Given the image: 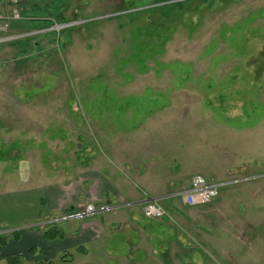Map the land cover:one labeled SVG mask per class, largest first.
<instances>
[{
	"label": "rangeland",
	"instance_id": "rangeland-1",
	"mask_svg": "<svg viewBox=\"0 0 264 264\" xmlns=\"http://www.w3.org/2000/svg\"><path fill=\"white\" fill-rule=\"evenodd\" d=\"M14 8L11 32L24 35L0 46V179L172 151L229 181L210 211L240 212L237 243L259 247L250 264H264V0H0V13ZM240 177L257 178L231 184ZM172 182L151 181L159 194L140 200ZM104 256L72 264L123 263Z\"/></svg>",
	"mask_w": 264,
	"mask_h": 264
},
{
	"label": "crops",
	"instance_id": "crops-1",
	"mask_svg": "<svg viewBox=\"0 0 264 264\" xmlns=\"http://www.w3.org/2000/svg\"><path fill=\"white\" fill-rule=\"evenodd\" d=\"M172 154V151H110L111 162L103 158L88 162L86 158L83 170L75 173L63 170L58 179L2 172L6 177L0 179V231L35 226L45 215L78 209L82 204L135 203L142 197L143 189L159 194L151 181L163 185L168 180L176 188L164 194L169 197L164 205L172 209L168 210L177 223L166 218L147 219L137 207L66 221L57 226L64 234L56 239H48L45 231L35 226L2 236L5 243L0 244V264H7L6 258L12 253L23 254L28 263L42 264H72L77 256L83 262H94L93 256L101 254L122 264H250V257L262 258L259 247L237 243L238 233L243 235L246 231V227L236 228L245 219L240 212L210 211L220 206L221 193L211 203L196 207L187 206L180 197L173 196L188 189L191 178L203 170L188 169L187 161L176 156L166 158ZM122 156L128 160L122 162ZM227 165L230 168L231 162ZM177 180L184 189H178ZM32 249L34 254H30Z\"/></svg>",
	"mask_w": 264,
	"mask_h": 264
},
{
	"label": "built area",
	"instance_id": "built-area-1",
	"mask_svg": "<svg viewBox=\"0 0 264 264\" xmlns=\"http://www.w3.org/2000/svg\"><path fill=\"white\" fill-rule=\"evenodd\" d=\"M21 14L20 10L14 8L10 14L0 13V46L4 43L10 42L19 38L21 35L15 32H11V24L15 21L20 20ZM64 26V25H63ZM2 66V62H0V69ZM257 177H240L239 180H233L231 182L232 185L245 182L250 179H256ZM229 181L227 182H217V181H209L204 176L200 174H196L192 177L190 187L186 190L175 193L173 196H178L181 198L182 202L191 207L202 206L211 203L214 201L221 193L222 189L229 186ZM172 196V197H173ZM171 197V195H170ZM167 195H149L144 194L143 200L136 201L135 203H117V202H109V203H87L85 206L80 207L78 209L66 210L62 215H53L50 218L37 223L39 228L42 230H48V228H53L61 225L66 221H81L96 215H102L104 213H109L112 211L119 210L121 208H125L127 206H141L142 212L147 219L151 220H162V219H170L172 220L171 213L165 207L162 201L168 199ZM34 225H27L23 227H16L7 229L4 231H0V236L17 233L24 229H30L35 227Z\"/></svg>",
	"mask_w": 264,
	"mask_h": 264
},
{
	"label": "trees",
	"instance_id": "trees-1",
	"mask_svg": "<svg viewBox=\"0 0 264 264\" xmlns=\"http://www.w3.org/2000/svg\"><path fill=\"white\" fill-rule=\"evenodd\" d=\"M50 26H52V25H49V27ZM63 234H64V231L62 229H60L59 227H53V228L45 231V235L48 239L60 238L63 236ZM2 239H3V241H1ZM0 241H1L0 244L5 243V240L2 236H0ZM34 253H35V250L32 249L30 251V254H34ZM6 263L7 264H26V259H25L24 255L21 253H12V254L7 256Z\"/></svg>",
	"mask_w": 264,
	"mask_h": 264
}]
</instances>
